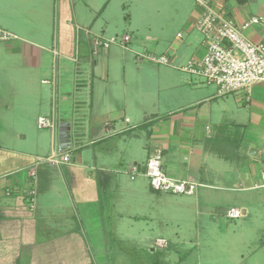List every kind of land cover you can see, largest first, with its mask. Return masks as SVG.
<instances>
[{
  "label": "crops",
  "instance_id": "obj_1",
  "mask_svg": "<svg viewBox=\"0 0 264 264\" xmlns=\"http://www.w3.org/2000/svg\"><path fill=\"white\" fill-rule=\"evenodd\" d=\"M193 1L194 23L186 26L184 38L169 35L168 25L173 24L159 16L171 9L185 17V0H0V27L17 36L0 44V262L19 264L24 254L25 264H93L88 259L57 263L51 261L52 252L38 261L26 247L30 210L39 192L47 190L40 179L45 175L40 153L46 152L52 135L55 145L58 127L61 139L82 134L92 153L89 163L81 155L79 164L70 156L58 165L81 169L69 188L84 211L89 204L99 205L100 181L106 183L107 174L124 172L129 177L131 167H144L158 151L167 175L199 184L198 196L206 190H243L264 198V82L254 84L249 93L220 96L216 85L173 68L200 61L206 53L195 27L204 9ZM252 1L211 0V5L242 28L251 18L264 17V8L248 7ZM241 31L253 43L264 40L261 25ZM109 36L131 40L125 47L118 45L121 51L94 53L92 41ZM162 46L171 65L139 60L144 54L167 56L158 53ZM40 117L54 120L55 129H39ZM6 141L22 143L11 148ZM140 178L147 179L143 174L130 179V197L136 207L148 210L140 208L130 218L146 222L152 232L157 225L168 227L163 221L155 223L160 220L156 211L167 198L154 192L148 179L147 184L138 182ZM99 260L110 264L103 251Z\"/></svg>",
  "mask_w": 264,
  "mask_h": 264
},
{
  "label": "rangeland",
  "instance_id": "obj_2",
  "mask_svg": "<svg viewBox=\"0 0 264 264\" xmlns=\"http://www.w3.org/2000/svg\"><path fill=\"white\" fill-rule=\"evenodd\" d=\"M185 6L183 18L171 9L160 14L163 23L173 24L168 25L169 35L180 33L184 38L187 37L186 26L194 23L190 21V16H193L196 4L193 0H185ZM248 7L256 11L262 10L264 0H254ZM193 30L198 34L196 29ZM142 31L146 32L145 29ZM136 34L137 32L135 36ZM118 45H112L110 52L121 51ZM164 48L165 46L159 48L158 53H166ZM102 51L104 50H100L98 54ZM166 55L169 57L168 53ZM180 65L183 64H175L173 68L180 70ZM48 117H51V113ZM1 128L0 125V131ZM81 136L82 134L75 138L72 135L71 138L66 136L61 139L58 127L55 145L52 135L47 139L46 152L40 153L44 159L42 168L45 171L40 179L46 182L47 190L39 192L34 208L30 210L27 230L30 243L26 246L28 252L31 251L30 255H36L38 261H45L52 252L51 261L57 263H82L88 259L93 264H100L99 252L103 251L110 264H159L165 259H168V264H176L180 259H185V264H264V198L257 192L206 190L203 196L162 194L167 201L159 205L156 215H159L160 220L155 223L160 225L163 221L168 223V227L163 229L157 225L152 232L146 222L136 223L130 218L134 211L139 212L141 208L136 207L130 197V178L124 172L110 173L107 174L106 183L100 181L99 205L89 204L84 207V211L77 196L69 188L72 177H80L81 169L70 170L47 161L55 151L60 161L63 159L62 152H67L72 163L79 164L81 155L83 163H89L92 153L87 151ZM19 143L4 142L11 148ZM34 144L32 141L31 149ZM90 148L94 146L90 145ZM39 171L40 169L38 174ZM139 181L148 183L145 178H140ZM233 207L246 210V216L234 220L227 218V210ZM141 209L148 210L146 207ZM151 238L155 240L153 245ZM159 239H163L166 245L160 247ZM67 245L68 250L62 252ZM26 259L23 254L19 264H25ZM0 264L4 262L1 261Z\"/></svg>",
  "mask_w": 264,
  "mask_h": 264
},
{
  "label": "built area",
  "instance_id": "obj_3",
  "mask_svg": "<svg viewBox=\"0 0 264 264\" xmlns=\"http://www.w3.org/2000/svg\"><path fill=\"white\" fill-rule=\"evenodd\" d=\"M195 2L204 9L195 27L203 35L206 53L202 60H190L180 67V70L216 85L220 96L239 91L249 93L254 84L264 82V40L253 43L243 36L241 29H248L255 25L264 27V17L255 16L239 28L233 19L216 12L211 5V0H195ZM178 36L181 37V34ZM16 38L15 34L0 27V44L8 43ZM130 40L129 36L119 40L96 38L92 41V50L98 53L100 50L110 49L114 44L125 47ZM140 59H146L159 66L172 64L171 59L164 55L144 54L139 56ZM37 125L39 129H55L56 126L54 120L46 117H40ZM62 155V161L56 155L48 161L53 165L69 162L70 155L65 152H62ZM141 174L149 180L151 189L159 194L193 196L200 186L191 180H180L168 176L164 170L163 156L160 151L153 154L144 167L133 166L128 171L131 180H135ZM261 187L264 188V167L261 171ZM32 195H35V192ZM243 216V211L235 208L226 212V217L233 220ZM158 245L163 247L166 242L160 240Z\"/></svg>",
  "mask_w": 264,
  "mask_h": 264
},
{
  "label": "trees",
  "instance_id": "obj_4",
  "mask_svg": "<svg viewBox=\"0 0 264 264\" xmlns=\"http://www.w3.org/2000/svg\"><path fill=\"white\" fill-rule=\"evenodd\" d=\"M236 3L243 4L246 3L248 0H233Z\"/></svg>",
  "mask_w": 264,
  "mask_h": 264
}]
</instances>
